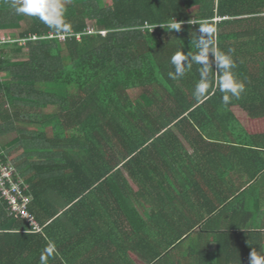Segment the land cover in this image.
Segmentation results:
<instances>
[{
    "label": "trees",
    "instance_id": "16d2710c",
    "mask_svg": "<svg viewBox=\"0 0 264 264\" xmlns=\"http://www.w3.org/2000/svg\"><path fill=\"white\" fill-rule=\"evenodd\" d=\"M50 1L59 26L0 0V32L25 40L0 48V138L16 134L0 162L16 168L42 227L0 201V264H215L211 243L216 264L264 260L251 221L264 214V0ZM201 38L245 84L227 106L214 69L201 100L199 65L170 76L171 57L190 58ZM195 177L220 185L208 215L230 216L226 229L205 231L199 204L178 209L175 184Z\"/></svg>",
    "mask_w": 264,
    "mask_h": 264
},
{
    "label": "clouds",
    "instance_id": "9594fccd",
    "mask_svg": "<svg viewBox=\"0 0 264 264\" xmlns=\"http://www.w3.org/2000/svg\"><path fill=\"white\" fill-rule=\"evenodd\" d=\"M15 11L19 14L38 17L45 22H48L49 16H55V26H59L62 23L63 9L59 6L53 7L49 0H22V4L19 7H15ZM171 27L178 31L180 24L175 23ZM199 32L202 37H206L210 35L211 29L200 28ZM197 47L199 51L190 58L183 53H177L171 57V64L174 66L175 71L170 73V76L173 79L182 77L185 74L186 67L189 66L190 59L200 66V79L193 93L195 99L207 98V93L211 87L210 72L213 69L217 76L215 80L216 88L222 94V103L227 106L233 98L240 99L245 92V84L236 78L233 71L236 68V64L231 56L219 49H213L210 46V41L204 38L199 40ZM250 264H264V260L251 253Z\"/></svg>",
    "mask_w": 264,
    "mask_h": 264
},
{
    "label": "crops",
    "instance_id": "0c3cea01",
    "mask_svg": "<svg viewBox=\"0 0 264 264\" xmlns=\"http://www.w3.org/2000/svg\"><path fill=\"white\" fill-rule=\"evenodd\" d=\"M205 147V152L210 151H217V148L215 146H210V149H207V145H203ZM220 148H218L219 150ZM210 158V157H209ZM208 158V160H209ZM212 160V159H210ZM213 161V160H212ZM215 162V161H214ZM213 162V163H214ZM181 178H183L181 176ZM175 184V188L178 190V192L181 193L180 197L177 198L178 202L176 205L179 206L178 209H181L183 207V204L185 207H188L189 204L191 205H196L199 204L198 207L194 210L193 212V218L194 219H200L204 220L202 223H206V221L211 220L208 229H205V231H211L210 233H215L217 231H222L223 229H226V227L230 224V216H222V218L215 219L213 216H209L208 211L211 210L215 207V205L220 201V199L224 198L220 197V185L216 184V181H214V178L210 179V184H206V181L200 180L197 181V177L193 178L195 182L189 181V179L184 180L181 182V179ZM216 187V188H215ZM262 210H264V201H263V207ZM252 225H257L260 227L256 231H261L264 233V214L262 216H253L251 218ZM200 226H197L196 229H199ZM188 247V246H187ZM185 246V248H187ZM184 248V249H185ZM209 251H211L210 258L211 262L216 264L215 257H216V245L214 243H211L209 246Z\"/></svg>",
    "mask_w": 264,
    "mask_h": 264
},
{
    "label": "built area",
    "instance_id": "2783aa9c",
    "mask_svg": "<svg viewBox=\"0 0 264 264\" xmlns=\"http://www.w3.org/2000/svg\"><path fill=\"white\" fill-rule=\"evenodd\" d=\"M64 38L65 36H60L61 40ZM33 39L36 40L37 37H33ZM14 42L24 44L25 40H17L10 36L6 38L0 34V48L5 44H12ZM25 190L26 186L23 184V179L18 174L16 168L10 163L5 165L0 162V201L6 202V211L9 216L25 219L29 225L33 226V231L39 232L42 230V227L27 210V205L32 198L24 193L26 192Z\"/></svg>",
    "mask_w": 264,
    "mask_h": 264
},
{
    "label": "rangeland",
    "instance_id": "374dc122",
    "mask_svg": "<svg viewBox=\"0 0 264 264\" xmlns=\"http://www.w3.org/2000/svg\"><path fill=\"white\" fill-rule=\"evenodd\" d=\"M17 1H22V0H17ZM49 2L51 3V1L49 0ZM52 4V3H51ZM53 7H55V5L53 4ZM54 19V16H50L49 17V20H53ZM13 33H15V31H5V32H0V34L1 35H3V36H5L6 38L8 37V36H12V34ZM23 52H27V49L26 48H24V50H23ZM22 59H24V58H21V60ZM138 93H139V91H137V90H131L130 91V94H131V96L133 97V99H134V97H136L137 95H138ZM48 135L49 136H51V131H49L48 132ZM16 137V134H10V135H6L5 137H2V138H0V145H2L3 143H6V142H9V141H11L12 139H14ZM21 152H19V154H20ZM16 156H18L17 154H15V155H11V156H9V160L11 161V162H13V161H15V158H16ZM184 246H186L187 247V242L185 241L184 242Z\"/></svg>",
    "mask_w": 264,
    "mask_h": 264
}]
</instances>
